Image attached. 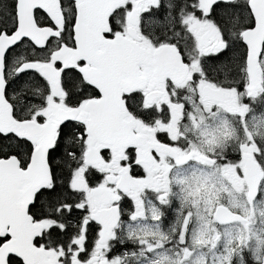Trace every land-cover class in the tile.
<instances>
[{
  "label": "snow or ice",
  "instance_id": "snow-or-ice-1",
  "mask_svg": "<svg viewBox=\"0 0 264 264\" xmlns=\"http://www.w3.org/2000/svg\"><path fill=\"white\" fill-rule=\"evenodd\" d=\"M0 264H264V0H0Z\"/></svg>",
  "mask_w": 264,
  "mask_h": 264
}]
</instances>
